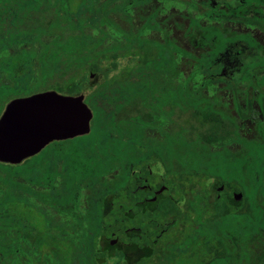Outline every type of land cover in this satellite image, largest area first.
Here are the masks:
<instances>
[{"label": "trees", "instance_id": "obj_1", "mask_svg": "<svg viewBox=\"0 0 264 264\" xmlns=\"http://www.w3.org/2000/svg\"><path fill=\"white\" fill-rule=\"evenodd\" d=\"M213 1L212 5L207 4L204 16L248 24L253 27H264V11H261L264 0H227L228 3L224 4L228 10L220 6V0ZM81 3H86V0H69L68 3L56 6V21L51 23L56 26V32L51 40L53 45H57L59 51H64L70 58L79 61V66L83 70L88 69L95 74L99 69L97 61L105 56V53L108 54L117 48L123 49L124 53H129L127 41L130 40V37L122 36L119 28L107 19L108 17L105 19L99 15V22L106 28V36L103 34L99 37L105 36L107 44L104 46V50H97L96 53L90 55L83 54L76 42L77 38L74 37L75 33L70 32L73 30V22L69 18L70 13L74 14L76 8L81 7ZM121 3L122 7L125 6L124 10L127 14L134 8V4L130 0H107L103 5L105 4L108 12V9ZM252 5L258 6L259 17L246 13ZM197 17L198 15L194 14L189 30L194 26L200 27ZM85 18L86 16L83 15L78 22L85 24ZM99 25L96 22L89 27L92 29L90 33H93V36L99 33ZM146 25H143V29H139L136 34H145L148 30ZM207 34L208 37H215L217 40L209 55H206L202 59L203 61L199 59L202 64L198 65L199 70L203 66H208L211 71L216 72L217 70V72L211 73L210 77L206 75L202 84L211 83L216 77V80L226 82L233 80V85L236 88L238 83L250 79L252 72L258 71L259 66L264 65V58L258 51L259 46L249 34L222 36L217 28H212L211 32ZM138 38V49H135L136 52L132 51L131 57H135V60L138 59L136 65L140 69L149 64V93L145 96L142 95L141 86L136 89L138 94H128L120 103L116 101L115 96H111L106 102L108 105L112 104L106 113L111 126L116 130H122L121 123L124 122L129 127L130 133L121 135V137L130 138L126 142L132 150V157H127V155L124 157L119 153L116 160L93 157L89 164L85 162L71 164L63 175H59L64 177V192H60L52 184L57 174L49 176L47 174L41 180L33 179V182L38 184L52 186L54 193L51 194L29 188V182L28 184L17 180L11 181V187L28 190L33 195L32 197L40 200L47 208L54 210L60 219L54 220L55 215L49 212L39 215L40 219L29 218L18 205V199L15 196L10 194L7 197L8 204L5 207L4 193L1 194L0 264H107L106 259L113 253L120 257L128 255L131 258L129 264H264V228L258 227V222H254L256 228H252L253 222H250L251 220L246 217L247 212L243 211L242 203L233 205L226 197L215 196L211 201H208L206 211L210 213L209 216L203 217L200 227L193 228L192 214L200 212V209L195 207L197 181H194V178L201 174L206 177H223L220 170L218 171L216 168L226 162L228 153L225 146L231 140L230 132L222 124L223 120L220 116L222 110L217 109L214 104L212 105V102L200 95L202 86L196 85V83H194L195 86L189 85L192 79L197 81L199 78L201 80L199 74L196 73L193 77L191 74L182 77L172 88L162 89L161 85L153 83V73L150 71L153 69L155 71H174L175 60L172 52L176 51L181 54V51L176 50L175 47H168L166 44L170 45L171 43L167 40L165 43H159L150 38ZM94 46L86 48V54ZM166 50H169L168 55L165 54ZM55 52L56 50L50 56L56 57ZM111 55L116 58L118 53L115 50L110 53ZM200 72L202 73V69ZM134 74L139 73L134 72ZM130 76L131 74L126 73L120 79L113 78L111 83L126 85L131 80ZM143 84L146 85L147 81ZM191 87L195 88L194 94H192ZM101 88L102 86L99 85L95 92ZM55 89L67 94L79 92V86L74 81H69ZM128 89L130 92L132 91L130 87ZM136 97H139L138 101L135 100ZM148 97L149 103L147 102ZM187 105L193 107L194 114L199 112L206 119L207 117L212 118L215 123L211 124L207 131H201L194 137L186 133L185 126H181L174 132L167 133L165 131L167 134L164 133L166 122L172 116L174 117L176 108L181 110ZM235 107L238 114L242 116L243 109L240 104L236 102ZM97 118L98 113L95 110L91 125H94ZM156 129L161 131L159 135L163 134V138H159L154 133L148 138L149 131ZM163 146L167 148L166 156L163 155ZM149 154L164 166L165 172L157 177L156 183L166 186L168 193L161 195L162 189L160 188L159 198L150 200L154 202L150 212L148 209L144 213L138 211L136 215L132 216L122 215L120 223L115 219L116 216L114 217L109 211L101 214L99 205L96 209L100 213L98 214L100 220H96V222L91 220L89 216L96 209L91 208L92 204L88 199V204L85 205L87 196L82 192V179L92 175L104 176L114 168L113 162L124 165L126 170L131 167V170H135L137 173H141L143 168L141 165L144 164L150 174L151 171L147 163ZM183 154L184 156H182ZM28 159L24 161L26 162ZM175 160L177 165L180 162L178 166L182 167L181 169L176 168ZM140 162L144 163L139 165ZM6 166L13 168L20 165L7 163ZM98 166H100L99 170H97ZM24 171L29 173V168ZM92 172L94 173L92 174ZM129 175L130 172L126 174L127 177ZM167 175H170V178L167 179ZM24 177L26 178V176ZM126 179L120 183V187L116 188L118 194L111 197L110 203L113 208L119 206L125 208L135 203V197L129 193L130 189L126 186ZM214 188L218 190L216 186ZM182 193L187 201L184 209L176 205V197L173 199L174 195L179 196ZM120 199L122 201L118 202ZM21 200L26 205L29 203L27 200ZM257 219L259 220V218ZM119 225L122 228L125 225H134V228L141 231L138 233L139 235L123 240L124 247L114 249L104 239L111 242L110 228L114 229ZM187 227L191 229H187ZM98 233L102 236L104 234L103 242L105 243L99 250H94V241ZM114 234L117 235V233ZM198 238L201 242L204 239H213V242L206 245L202 252L193 248ZM120 240L122 239L120 238ZM196 257L208 259L193 260Z\"/></svg>", "mask_w": 264, "mask_h": 264}, {"label": "rangeland", "instance_id": "obj_2", "mask_svg": "<svg viewBox=\"0 0 264 264\" xmlns=\"http://www.w3.org/2000/svg\"><path fill=\"white\" fill-rule=\"evenodd\" d=\"M99 1L107 0H86V3H81V7L79 6L80 9L79 7L76 8L78 12L75 11L74 14L70 13L69 15L70 21L73 22L72 29L75 30L70 32L75 33L76 36L74 37L77 38L76 42L81 48L80 51L85 55H90L96 53L95 51L97 50L105 48L104 46L107 44L104 38L106 36V28L104 24L99 22V15H102L105 19L108 17L107 19L112 21L114 25L119 28L122 36L130 37V40L127 41L129 43V49L127 50L130 51L129 53H124L125 51L123 49L117 48L115 49L118 53L116 58H113L112 55L110 56V53L115 50L108 52V54L105 53V56L97 61L99 69L95 74L88 69L83 70L82 67L79 66V61L70 58L66 52L59 51L56 44L53 45V43H50V37H42V39L34 37L35 35L32 30L28 29L33 27L38 20L37 12H31L30 19L28 20L24 18L21 29L18 30L20 32L10 37L11 55L14 53H16L14 56L17 55V58L14 56L10 57V65L12 67L10 72L13 71V73H16L18 69L17 65L19 64L22 65L24 63V66H26L24 72L19 71V75L17 73L15 76L11 74L9 81L10 85H12L10 87V96L17 94L28 95L32 92H38L44 89H55L67 84L69 81H74L79 86V92L75 94H83L84 101L91 108L93 117L95 116L96 110L98 118L94 125H91L90 121L91 128L89 133L65 141L51 143L41 154L28 157L29 159L26 162L23 160L19 164H14L20 166L11 168L6 166L7 163L0 162V192H2L0 195L4 193L5 207L8 204L7 197L11 194L18 199L17 203L21 206L27 217L40 219L38 217L39 215L49 212L55 215L54 220H59L60 218L58 215L56 216L54 210L49 207L47 208L40 200L32 197L33 195L28 190L11 187V181L29 182V188L51 194L54 193V190L51 188L52 186L41 183L38 184L33 182V179L41 180L45 178L47 174L48 176L57 174L52 184L57 190L59 189L60 192H64V177H60L59 175H63L71 164L82 162L89 164L92 162L93 157L96 159L111 158L116 160L119 153L124 157H126V155L127 157H132V150L128 142H126L130 138L126 139L121 137V135L130 133L129 127H127L124 122L121 123L122 130H116L111 126L106 113H108L112 104L108 105L106 102H108L111 96H115L116 101L120 103L128 94H138L136 89L141 86L142 95L145 96L149 93V64L140 69L136 65L138 59L135 60V57H131L132 51L136 52L135 49H138V37H145L147 39L157 40L159 43H165L167 40L171 43L170 45L166 44L168 47H175L176 50L181 51V54H178L176 51L172 52L175 60L174 71H155L154 69L150 71L153 73V83L161 85L162 89L168 87L172 88L175 87L178 80L182 77L188 74H191L192 77L196 73L199 74L201 80H199V78L197 81L192 79L189 85L195 86L194 83H196V85L200 84L202 86L200 95L212 102V105L214 104L217 109L222 110V114H220L223 120L222 124L224 128L230 132L231 140L225 146L228 153V156L226 155V162H223V165L217 166L216 168V170H220L219 172L223 177H206L201 174L196 175L194 178V181H197V186L195 188L197 201L195 202V207L200 209V212L192 214L191 223L193 228L196 229L200 227V221L203 217L209 216L210 214L206 210L208 201H211L217 196V191L214 188L216 181L223 186V190L219 195L222 198L226 197L227 193L232 192V187L230 185L241 186L248 197L246 203L247 206L249 205V213H247L246 217L251 220L250 222H253L252 228H256L254 222L259 223L258 227L264 228V201L259 204L254 201L250 203L249 201L250 197L261 188L260 185L262 181L260 177L257 178V176H255L259 174L260 167L254 163L250 165L251 167H248V165L245 166L244 157L247 155L243 156L244 148L241 144L243 138L261 141L259 128L264 126V118L259 116V102L257 100L253 104V112L249 114L252 116L251 119L241 118L234 104V98L236 99L238 94L237 96L234 95L232 87L228 82L216 80L215 76H211L215 77L211 83L207 82L205 85L202 84V80H204L206 75L210 77L211 73H216L217 70L216 72L211 71L208 66H203V68H201V73V69L199 70L198 66L201 61H203L202 59L206 55H209L217 40L215 37L210 38L207 36V33L211 32L212 28H217L222 36H233L241 33L249 34L259 46L258 51L263 55L262 57H264V27L252 29L253 27L248 24L217 20L212 17L204 16V9L208 7L207 4L212 5V3H214L213 0H130L134 4V8L129 14L125 12V6L122 7V3L114 5L113 8L108 9L107 12L105 4L103 5V3H99ZM219 3H221L220 6L224 7L225 10H228V7H225L224 4L228 3L227 0H220ZM57 5L59 7L62 3L58 2ZM40 6L42 8V18L40 20L43 24V18L46 19L45 21H48L51 15L50 13L45 14L43 12L45 8L44 3ZM48 8L51 9L53 6H49ZM246 13L250 16H260L257 5L250 6ZM194 14L195 16L198 15L197 21L200 27L194 26L189 30L190 21H192L191 19L194 17ZM83 15L86 16L84 19L85 24H80L78 21ZM96 22L100 24V31L93 36V33H90L92 29H89V27L92 23L96 24ZM143 25L148 27H146L148 30L145 34H136L139 29H143ZM24 29H27V31L22 33L21 30ZM149 29L152 30L149 31ZM103 34H105V36L100 38L99 36ZM92 45L95 46L90 48V51L86 54V48ZM45 50L50 52V54L56 50V57L50 56V54L46 55ZM168 51L169 50L165 51L166 55H168ZM105 52L107 51L105 50ZM199 59L201 61H199ZM134 72L139 74L135 75ZM126 73L131 74V80L128 84H122L121 86V84L118 83H111L113 78L120 79L125 76ZM145 81H147L146 85L143 84ZM99 85H101L102 88L95 92ZM129 87L132 89L131 92L128 89ZM236 87L237 91L242 89L238 84ZM191 89H193L192 94H194L196 92L194 90L195 88L191 87ZM239 96V100L237 99L239 104L244 105L242 94ZM138 98L139 97H136L135 100L138 101ZM257 99L259 98L257 97ZM147 102L149 103V97L147 98ZM189 105H187L186 108L183 107L181 110L176 108L174 117L172 116L170 120L166 122L164 133H171L181 126H185L187 128L186 133L194 137L201 131H207L209 126L215 123L212 118L207 117L206 119L201 116L199 112L194 114L193 107ZM92 128L93 130L91 131ZM149 132L148 138L149 135L152 136L151 134L153 133L156 136L158 135L159 138H163V134L160 136L159 134L161 131L157 129L154 131L150 130ZM256 146L255 144L249 147L247 151L249 157L257 158L264 154V145L263 148ZM131 148H133V146H131ZM162 151L163 155L166 156L167 148H165V146L162 147ZM182 156H184V154ZM97 162L100 164L98 160ZM142 163L144 162H140L139 165ZM147 163L151 171L149 180L154 183L157 177L165 172L164 166L160 161L153 159L151 154L147 156ZM113 165L114 168L104 176H86L82 179L83 181L81 183L82 192L87 196L85 205L88 204L87 199L91 202L92 209L95 210L97 205H99L101 207V214L109 210L112 195L116 196V194H118L116 188L120 187V183L127 178L126 174L131 171V167L126 170L125 166L122 164L113 162ZM178 165H180V162H178ZM178 165L175 160L176 168L181 169L182 167ZM99 167L100 166H98L97 170H99ZM26 168H29V173L24 171ZM93 173L94 172H92V174ZM24 176H26V178ZM244 177L247 179L246 184H243ZM166 178H170V175H167ZM168 187L170 189V186ZM263 191L264 187L263 190H260L264 198ZM175 197L177 199H175ZM21 199L27 200L29 203L26 205ZM173 199H175V203L179 208L184 209V207H186L187 201L184 193L179 196L174 195ZM119 201L122 200L120 199L118 202ZM228 201L233 205L242 203L233 198H229ZM243 210L246 211L245 208ZM100 213H98V209H96L89 218L96 222V220H100V216L98 217ZM257 218H259V220ZM187 229L191 228L187 227ZM212 242L213 239H204L201 242L198 238L193 248L203 252L206 245ZM103 244V236L98 233L94 241V250H99ZM130 259L128 255L120 257L116 253H113L106 261L107 264H129L128 262Z\"/></svg>", "mask_w": 264, "mask_h": 264}, {"label": "flooded vegetation", "instance_id": "obj_3", "mask_svg": "<svg viewBox=\"0 0 264 264\" xmlns=\"http://www.w3.org/2000/svg\"><path fill=\"white\" fill-rule=\"evenodd\" d=\"M68 3L69 0H0V117L3 114V112L6 109L7 104L15 99V98H20V97H26L29 96L31 94L37 93V92H32L28 95H12L10 96V87L12 85H10L9 81H10V77L11 74L13 76L16 75V73L19 75L20 72H24V68H26V66H24V63L22 65H17L18 69L16 71V73L10 72V69H12L11 65H10V57L14 56L16 53L11 55L10 52V37H13L14 35H16L19 29H21V24L24 22V18L25 19H30V13L31 12H37V21L35 22L34 26L31 27L28 30H32L33 34L35 35L34 37L38 38V39H42V37H50V43L52 44V40L51 38L55 35L56 32V26L52 25L51 23H55L56 21V16H55V12H56V6L57 3ZM105 1H99V3H104ZM44 3L45 4V8L43 10V12L46 13H50L51 17L48 21H45L46 19L43 18V24L41 23V18H42V8H41V4ZM49 6H53V8L49 9ZM261 11H264V3H262L261 5ZM242 24V23H241ZM253 27V26H251ZM256 27L259 26H255L252 29H256ZM263 28V27H260ZM22 33L27 31V29L21 30ZM246 34V33H244ZM36 51V50H35ZM46 51V50H45ZM54 52V51H53ZM50 54V52L46 51V55ZM261 54V53H260ZM45 55V53H44ZM263 56V55H262ZM15 58H17V55L14 56ZM13 58V57H12ZM264 58V57H263ZM16 65V64H15ZM259 70L258 71H253L251 74V78L250 79H246L240 83H238V85H240V87H242V89L240 91H237V87L235 88L233 85V80H229L228 84L232 87L233 93L234 95L237 96V98H234V104L236 105V102L239 103V98H240V94H242V99L244 101V105H240L243 109V115L241 116V118L245 119H251L252 116H250L249 114H252L253 112V104L254 102H256L258 100L259 102V111L260 114L259 116L264 118V65H260L259 66ZM20 71V72H19ZM54 88V87H53ZM45 90H55V89H44L41 91H45ZM38 91V92H41ZM255 97V99H254ZM257 97L259 99H257ZM238 99V100H237ZM241 99V101H242ZM252 110V111H251ZM238 113V112H237ZM259 132H260V137H261V141H258L256 139H242L241 140V144L244 148V152H243V156L245 160V166L248 165V167H251L250 165L252 163H254L255 165L260 167L259 170V174L255 175L257 176V178L260 177L262 183L260 185V190H263L264 187V154L257 157V158H252L248 156V149L251 145H257L256 147H261L263 148V143H264V126H261L259 128ZM233 132V130H232ZM77 137V136H76ZM71 139V138H70ZM68 139H64V140H53L50 141L49 143H47L39 152H37L35 155H39L42 152H44L47 147L51 144V143H55L58 141H65ZM58 144V143H57ZM264 153V152H263ZM27 159V158H26ZM25 160V159H24ZM142 171L141 173H137L135 170H131L130 171V175L127 177L126 179V186L130 189L129 193L135 197V203H133V205L125 207V208H120V206L118 208H113L112 204L110 205L109 208V212H111V214L114 215V217L116 216L115 219H117V221L120 223L121 222V217L122 215L125 216H132V215H136L138 213V211L140 213H144L145 211H147L149 209V212L152 209V204L154 202L150 201L152 198H156V200L159 198L160 196V188H162L161 184L157 185L158 183L154 182H150V177H149V172L147 171L148 169L146 167H144V164L141 165ZM238 183V182H237ZM247 183V179L244 177V182L243 184ZM133 184V186H131ZM239 184V183H238ZM216 188H218L217 191V196L220 197V192H222L223 190V186L220 185L218 182H216ZM232 187V192L227 193L226 198H233V199H237L239 201L242 202L243 204V209L245 208V212L249 213V205L247 206V195L246 193H244V190L242 189L241 186L238 185H230ZM238 188V191L235 192V188ZM241 187V188H240ZM260 190H258V192H255V194L253 196L250 197V203L252 201L256 202L257 204L261 203L262 201H264L263 195L260 193ZM264 192V191H263ZM141 197H145V198H141ZM138 199V200H137ZM134 225H125L123 228L119 225L116 226V228H110V233L111 236L114 233H117V239L115 241H109L108 239L104 241L111 245L114 249H119L120 247H124V243L122 242L123 240H127V239H131L133 238V236H137L139 235L138 233L141 230H137L136 228L133 227ZM149 231H151V228H149ZM104 236V234H103ZM120 238L122 240H120ZM104 242V243H105ZM119 246V247H118ZM189 259V258H187ZM204 259H208L205 257H196L193 260H204Z\"/></svg>", "mask_w": 264, "mask_h": 264}, {"label": "water", "instance_id": "obj_4", "mask_svg": "<svg viewBox=\"0 0 264 264\" xmlns=\"http://www.w3.org/2000/svg\"><path fill=\"white\" fill-rule=\"evenodd\" d=\"M92 117L83 94L45 90L15 98L0 117V162L19 164L50 141L85 135ZM161 189V195L168 193L166 186ZM110 239L115 241L117 235Z\"/></svg>", "mask_w": 264, "mask_h": 264}]
</instances>
